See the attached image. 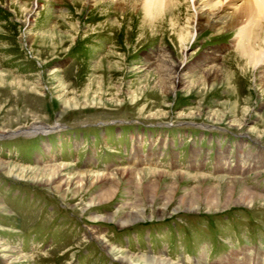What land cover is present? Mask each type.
Segmentation results:
<instances>
[{"label":"rangeland","instance_id":"1","mask_svg":"<svg viewBox=\"0 0 264 264\" xmlns=\"http://www.w3.org/2000/svg\"><path fill=\"white\" fill-rule=\"evenodd\" d=\"M217 1L226 5L229 0H155L150 6L136 0L135 10L127 12L114 9L115 0H19L26 11L17 2L0 0V162L38 174L15 179L0 171V222L12 223H7L10 228L0 224V235L13 238L8 239L13 246L0 238V251L17 250L28 258L7 254L2 259L0 253V264H125L112 247L132 256L166 258L153 255L148 243L156 242L166 253L170 239L175 264H182L178 261L187 252L191 260L212 264L246 248L264 258V203H238L241 187L264 197V185L251 187L261 182L264 170L255 166L224 176L208 172L201 162L183 167L177 161L185 155L170 142L185 131L208 130L226 146L244 141L247 147L264 148V56L256 63L247 59L250 51L264 55V19L253 25L240 15V24L229 29L198 27L197 5L206 8ZM54 29L62 39L42 43ZM162 58L170 64L156 68ZM171 64H179L177 73ZM174 73L187 77L172 86ZM190 112L201 118L186 117ZM120 131L129 134L123 136L128 143L136 132L145 137L142 152H150L149 159H127L123 143L112 142ZM157 137V144L162 140L166 147L159 163L154 152L160 148L150 145ZM92 143L98 156L87 163L95 157ZM239 157L245 167L251 155ZM254 159L263 163L264 150ZM56 164L71 167L51 179L55 171L48 168ZM144 168L163 173L138 172ZM123 169L137 172L111 177ZM83 171L111 176L98 181L74 177ZM219 177L226 178L228 193L220 190ZM231 187L236 192L229 201ZM29 231L37 234L35 247L31 242L20 252L16 237L25 238ZM247 260L264 264L261 258Z\"/></svg>","mask_w":264,"mask_h":264},{"label":"bare ground","instance_id":"2","mask_svg":"<svg viewBox=\"0 0 264 264\" xmlns=\"http://www.w3.org/2000/svg\"><path fill=\"white\" fill-rule=\"evenodd\" d=\"M135 1L136 0H115V2H113V6H114V9H116V10H118L120 12L134 11L135 10V6H136L135 5ZM164 1H166V0H164ZM214 1L215 0H213V2ZM16 2L18 3L19 0H10L9 4L13 5V3H16ZM153 2H155V0H147L146 3H147V5L150 6ZM159 2H157V4ZM239 2H241V4L237 6V3H239ZM212 4H207L206 8L200 7V6L197 5L196 10L198 12V27L200 26V27H205V28H208V29L210 28V29H215V30L216 29L224 30L225 28L230 27V25L233 26V25L240 24V22L238 20V18L240 19V15H241L242 19L243 18L248 19L247 21H249V24H253L254 23L253 25L259 24L261 19H264V0H229L227 3H225L226 5H224L222 3V1H217L213 5ZM19 5H20L19 8H20L21 11H26L27 10L26 7L23 4L22 5L19 4ZM153 5H155V4L153 3ZM209 5H211V6H209ZM158 6H159V4H158ZM33 14H32V11L29 10L26 15L29 16L28 17L29 19H31V16H33ZM242 19H240V20H242ZM26 20H27V18H26ZM246 25H245V27H246ZM69 26H70V28H72V25H69ZM246 28H249V27L247 26ZM49 34H50V36H48ZM45 35L46 36L41 38L42 43H44V44H46L48 42L51 43L53 40H56V39H62L61 36H57L56 35L55 29L53 31H51V32H47ZM30 38H32V36H30L29 39ZM259 51H261V50H259ZM247 54H248L247 55V59L249 58L251 63L258 62L259 61V57L261 58L262 56H264L263 53L262 54H260V53H258V54L255 53L254 54L251 51L247 52ZM212 55L216 56L215 54H212ZM161 63H169L170 64L169 59L162 58L160 63L156 65L157 67L155 66V63H152V66L161 69ZM170 66L173 68L174 71H176V70H178L179 64H177L175 66H174V64H171ZM176 73H177V71H176ZM186 77H187L186 74H182V75H178L177 76L174 73L173 76L170 77V80H171L170 84H172V86H173L174 85V81H178V83H181V79L184 81L186 79ZM183 81H182V83H183ZM215 113L216 112H212V114L207 113L208 114L207 119H209L210 116H212V117L215 116ZM186 117H189V118H195V117L201 118V114H194L193 112H190V113H187ZM210 119H209V121H211ZM250 133H255V131H250ZM262 137L263 136H260L259 138H262ZM218 157L221 158V162H222L223 165L227 164V162L229 161V158L223 152H220L218 154ZM243 161H245L244 158H243ZM246 161H247V159H246ZM70 167L71 166L67 165V164H56L54 166L49 167L48 169H51L52 171H55L53 176L50 177V178L54 179V177L57 176V174L61 173V171L62 172L68 171ZM0 171H2V173H4L6 176H9V177L11 176V177H13L15 179H24L25 176L28 175V174L38 175V174H35L36 172L34 170H32L31 168H29V167H24V166H20V165H14V164H11V163L4 164L2 162H0ZM144 171H146V173H150L151 175H154V176L157 175L158 173H163V171L152 169V168H144L143 170H140L138 172L142 173ZM136 172L137 171H133L132 169H123V170H119L117 172H114V173L111 174L112 176L111 175H109V176H111V177H115L117 175L123 176V175L133 174V173H136ZM182 174L185 175V177L189 176V175H186L184 173H182ZM109 176L107 174L88 173V172H84V171L83 172H75V174H74V177L80 178L81 180L82 179H93L94 181L106 180V178L109 177ZM33 177H37V176H33ZM123 177H125V176H123ZM177 177H178V174H177ZM203 178L206 179V177H203ZM196 179H202V176H200V177H198ZM185 180H188V179H185ZM218 180H220V182H222V185L219 186L220 190H225L227 192L228 188L225 186L226 183H224L226 178L225 177H219ZM40 181L43 182V179L40 178ZM199 183H201V182H199ZM238 185H239V182H238ZM229 189H230V192H229L230 196L228 197V199H229V201H231L232 198H233L234 192H236L235 191L236 188L231 187ZM238 195H239V200H238L239 204H244V205H247V206H251V205H253L256 202H258V203L263 202L264 203V197L261 196L260 194L255 193L251 189L249 191V190L245 189L244 187H241L238 190ZM209 196L211 197V195H208V197ZM220 203H221L220 200H218V206L220 205ZM215 204L216 203L211 201V206H214ZM188 210H193V207L190 205ZM120 226L121 227H125L126 224L123 223V224H120ZM107 249H108V247H107ZM110 250L112 252H114V254H116L118 256V258L125 264H175V263H173L171 261V259H168V258H159V257L157 258V257L143 256V255L132 256L130 254H127L126 252L117 251V250L113 249V247ZM0 253H4V255L2 254V256H1L2 259L3 258L6 259V255L7 254H11V256H7V257L8 258H14V256L16 257V255H17L18 257H20V259L28 260L27 257L19 255L17 250H11V249H8V248L7 249L3 248L0 251ZM247 259H251V258H244V260H247ZM229 261L230 262L228 264H237L236 261H233V260H229ZM245 262L246 263H242V264H249L248 260L245 261ZM6 263L7 264H15V262H13V260L10 261L9 263L8 262H6ZM258 264H260V262Z\"/></svg>","mask_w":264,"mask_h":264}]
</instances>
